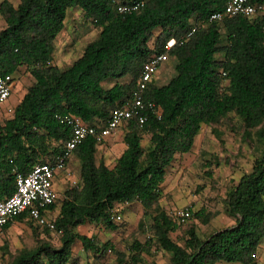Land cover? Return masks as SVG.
<instances>
[{"label": "trees", "instance_id": "1", "mask_svg": "<svg viewBox=\"0 0 264 264\" xmlns=\"http://www.w3.org/2000/svg\"><path fill=\"white\" fill-rule=\"evenodd\" d=\"M142 1L139 10L129 14L116 13L110 0H17L15 6L0 1V75L13 80L23 69L31 78L0 121V199L13 192L14 171L26 174L35 163L52 161L61 153L70 131L59 118L73 115L88 124H103L129 97L147 55L162 52L169 38L178 41L192 20L207 19L227 0ZM71 8L79 9L98 33L78 57L59 68L52 64L53 41ZM167 54L174 59L173 75L160 86L151 81L142 93L143 101L158 108L159 118L146 110L140 127L126 121L124 148L111 167L95 160L100 143L91 136L81 141L72 151L79 163L78 182L63 191L52 218L54 230L61 231L59 246L38 241L7 264H67L76 241L84 251L102 252L108 243L98 247L75 228L88 223L116 229L109 211L120 203L138 202L145 214L161 196L165 169L175 155L190 151L200 125L217 126L230 115L241 138L253 140L257 153L250 170L226 190L223 214L232 223L204 237L190 227L180 245L169 234L182 223L159 210L150 217V237L131 243V264L139 262V254L153 241L168 255V264H256L258 247L264 251V14L212 21ZM125 76L128 81H120ZM56 201L47 209L53 210ZM184 209L190 213L184 222L195 218L205 225L213 216L203 209ZM24 215L13 217L0 231Z\"/></svg>", "mask_w": 264, "mask_h": 264}, {"label": "rangeland", "instance_id": "2", "mask_svg": "<svg viewBox=\"0 0 264 264\" xmlns=\"http://www.w3.org/2000/svg\"><path fill=\"white\" fill-rule=\"evenodd\" d=\"M1 1V0H0ZM12 5L17 0H7ZM64 27L60 34L53 41L52 64L59 68L66 67L82 50L83 43H87L96 37L98 29L92 27L88 21L81 18L79 9L71 8L66 11L63 20ZM4 26L0 19V29ZM155 32L153 33V36ZM152 39L149 40L151 44ZM174 59H169L156 76L154 84L162 85L173 75ZM125 76L120 81H128ZM23 88L31 81L30 76L23 70L18 71L17 78ZM17 102V98L10 95L0 105V121L5 114L3 108ZM6 109V108H5ZM232 115L228 120L217 126L200 125L199 131L194 137L193 145L189 152L175 155L165 169L163 181L160 184L161 196L145 214L138 202H133L126 208L121 209L122 221L115 223L116 229L107 230L98 226L80 227L79 234L91 237L93 243L98 247L108 243L102 252L94 254L84 251L78 241L71 246V258L67 264H131L130 245L133 241L145 242L150 237V217L162 210L170 215L173 209L189 208L191 212L203 209L206 213H213L208 223L203 225L195 218L179 225L175 231L169 234L170 238L178 244H183L185 231L192 227L201 237L207 233L227 227L232 223L223 214V199L228 186L235 182L239 175L250 170V165L257 155L253 151V140H243L238 124ZM122 124L115 131L114 135L107 136L97 147L95 160L102 159L106 166L111 167L116 157L121 152V136L123 133ZM114 139L111 142V139ZM147 136L143 135L141 145L145 146ZM106 158V159H104ZM104 159V160H103ZM57 183V201L55 209H58L63 191L78 182V162L70 155L68 170ZM209 173V175L207 174ZM61 186V187H60ZM131 210V218L125 215ZM53 216V213L51 214ZM141 222V223H140ZM142 224V227L140 226ZM47 241L54 247L59 246V235L53 232H44L43 228L37 227L34 223L15 222L6 229L0 231V264H7L12 256L21 250L34 248L38 241ZM5 246V250L2 249ZM139 262L136 264H168V255L158 248L156 242H151L148 250L139 254ZM256 264H264V251L260 245L256 251ZM218 264V263H217Z\"/></svg>", "mask_w": 264, "mask_h": 264}, {"label": "built area", "instance_id": "3", "mask_svg": "<svg viewBox=\"0 0 264 264\" xmlns=\"http://www.w3.org/2000/svg\"><path fill=\"white\" fill-rule=\"evenodd\" d=\"M110 1L114 4L115 12L119 14L136 12L143 4L142 0L127 3L116 0ZM253 14H264V4H251L248 0H227L221 10L211 13L207 19L192 20L189 28L178 41L169 38L165 42L162 52H151L147 55L129 97L110 112L103 124H88L73 115H64L59 118V121L64 123L70 131L69 137L63 143L61 153L52 161L35 163L26 174L14 171V190L8 196L0 199V228L13 217L25 212L28 221L60 236L61 231L54 230L52 217L48 216L47 206L57 199V194L52 188V180L58 172L63 170L65 162L72 154L73 149L88 136L93 137L96 143H101L104 138L122 124H125L127 120H134L136 125L140 127L146 119V110L151 111L156 118H159L158 108L156 109L151 102L143 101L142 93L146 86L156 78L159 68L168 60L167 51L176 43L181 45L194 32L204 28L212 21L221 23L225 17L233 15L250 16ZM149 47L150 49L153 47V40ZM12 82L10 75H0V105L8 98ZM10 111L11 108L5 109L6 113H10ZM121 205L122 203L115 205L109 211L110 219L115 223L122 220L119 211ZM171 215L180 223L190 217V213L184 208L175 209L171 212Z\"/></svg>", "mask_w": 264, "mask_h": 264}, {"label": "crops", "instance_id": "4", "mask_svg": "<svg viewBox=\"0 0 264 264\" xmlns=\"http://www.w3.org/2000/svg\"><path fill=\"white\" fill-rule=\"evenodd\" d=\"M60 34V33H59ZM58 34V35H59ZM57 35V36H58ZM61 35V34H60ZM85 45V43H83V46ZM82 49H83V47H82ZM81 52H82V50H80V52H79V55L81 54ZM78 55V56H79ZM77 56V57H78ZM75 59V58H74ZM73 59V60H74ZM169 59V58H168ZM166 63V62H165ZM164 63V64H165ZM164 64L159 68V70H158V72H157V74L159 73V71L164 67ZM173 68V67H172ZM157 76V75H156ZM14 78L16 79L17 78V75H15L14 76ZM156 80V78L154 79V81ZM160 86V85H159ZM24 91H25V88H23L22 87V85L21 84H19V82H18V80H13V82H12V87H11V90H10V94H9V96L10 95H13V96H15L16 98H17V102L20 100V98L22 97V95L24 94ZM8 96V97H9ZM16 102V103H17ZM15 103V104H16ZM15 104H13V105H11V106H6V107H4L3 108V111L5 110V108H11V107H13ZM111 135H114V134H111ZM108 136H110V135H108ZM113 138L111 139V142H113ZM100 146V144L99 145H97L96 146V151H97V147H99ZM123 148H124V144L122 143L121 144V151L123 150ZM120 154V153H119ZM72 155V154H71ZM74 156V155H73ZM75 157V156H74ZM69 158H70V156H69ZM69 158L67 159V161L65 162V165H64V167H63V170L61 171V172H58L55 176H54V178H53V180H52V188H53V190H55V191H57V193H58V190H56V188H57V183H59V181L61 180V182H62V176L67 172L66 170H68V164H69ZM104 159H106V158H104ZM103 159V160H104ZM77 160V159H76ZM98 160H101L102 161V159H98ZM77 162H78V160H77ZM104 163V162H103ZM79 164V163H78ZM105 165H106V163H104ZM61 187V186H60ZM58 197V196H57ZM131 203H133V202H131ZM131 203H125V204H122L121 206H120V213H121V209L123 208H126V207H128V205L129 204H131ZM117 206V205H116ZM55 209V208H54ZM49 210V217H54L56 214H57V212H58V209L57 210ZM122 209V210H123ZM53 213V216H51V214ZM131 214H132V212H131V210H127L126 212H125V215L126 216H128V217H130L131 218ZM122 221V220H121ZM15 222H28V220L26 219V217H25V215H24V217H22L21 218V220L20 221H12L11 222V224H10V226L12 225V223H15ZM92 224H88V223H85V224H82V225H79V226H77L76 228H75V232H77L78 234H79V230H80V227H83V226H87V227H90ZM9 226V227H10ZM92 226H94V225H92ZM8 227V228H9ZM8 228H6V229H8ZM98 228H101L102 230H103V228L102 227H100V226H98ZM47 230V229H46ZM48 231V230H47ZM110 231V230H109ZM49 232V231H48ZM80 235H82V234H80ZM109 247V246H108ZM82 249V248H81ZM83 250V249H82ZM218 264H233V263H221V262H219Z\"/></svg>", "mask_w": 264, "mask_h": 264}]
</instances>
